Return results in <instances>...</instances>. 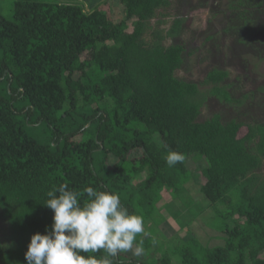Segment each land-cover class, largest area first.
Instances as JSON below:
<instances>
[{"label":"trees","instance_id":"1","mask_svg":"<svg viewBox=\"0 0 264 264\" xmlns=\"http://www.w3.org/2000/svg\"><path fill=\"white\" fill-rule=\"evenodd\" d=\"M85 1L15 0L10 17L0 14V264H27L31 236L51 230L43 204L60 184L81 204L89 186L116 193L144 227L155 224L137 236L144 253H120L115 264H264V124L203 115L205 95L177 77L184 45L165 43L183 21H166L174 0H117V22L106 0ZM227 77L213 69L202 85L229 103ZM169 150L205 160L199 193L223 245L155 241L162 189L192 210L185 159L168 167Z\"/></svg>","mask_w":264,"mask_h":264},{"label":"rangeland","instance_id":"2","mask_svg":"<svg viewBox=\"0 0 264 264\" xmlns=\"http://www.w3.org/2000/svg\"><path fill=\"white\" fill-rule=\"evenodd\" d=\"M14 1L0 0V14L10 17ZM42 1L60 3L65 0ZM106 1L101 9L109 20H124L119 2ZM242 9L248 17L251 16V21L245 23L239 17ZM173 18L183 20L180 32L165 43L184 45L185 64L177 71V77L197 84L205 95L203 115L220 112L226 120L264 124V0H174L166 21L170 23ZM213 69L228 73L223 85L232 98L231 102L219 101L207 93L210 86L202 85L206 74ZM156 142L159 144L158 137ZM185 165L190 173L185 188L192 210L172 198L167 189H162L159 204L162 210L155 212V218L161 221L153 231L154 235L156 230L158 233L155 241L170 250L190 237L197 238L208 248L221 246L224 234L212 228L217 220L209 203L199 193L204 182L201 170L206 166L205 160L192 153L185 159ZM260 175L264 178V164ZM191 211L197 213L195 217ZM153 225L149 221L144 228L147 227L150 233ZM127 254L134 256L132 252ZM171 259L173 264H179L175 261L176 256Z\"/></svg>","mask_w":264,"mask_h":264},{"label":"clouds","instance_id":"3","mask_svg":"<svg viewBox=\"0 0 264 264\" xmlns=\"http://www.w3.org/2000/svg\"><path fill=\"white\" fill-rule=\"evenodd\" d=\"M181 152L169 150L165 156L168 167L182 163ZM88 200L81 204L80 193L68 185L53 186L43 204L53 212L51 230L30 238L25 260L27 264H115L120 253H144V220L122 205L118 194L97 191L89 186L84 190ZM103 250L106 256L94 255Z\"/></svg>","mask_w":264,"mask_h":264},{"label":"crops","instance_id":"4","mask_svg":"<svg viewBox=\"0 0 264 264\" xmlns=\"http://www.w3.org/2000/svg\"><path fill=\"white\" fill-rule=\"evenodd\" d=\"M67 1H68V2H76V1H78V2H82V1H83V2H86L85 0H65V2H67ZM63 2H64V1H63ZM88 6H89V5H87V4L85 5L86 10H89Z\"/></svg>","mask_w":264,"mask_h":264}]
</instances>
